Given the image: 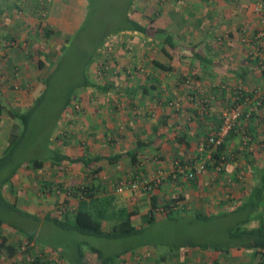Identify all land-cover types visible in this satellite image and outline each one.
Masks as SVG:
<instances>
[{"label": "rangeland", "instance_id": "1", "mask_svg": "<svg viewBox=\"0 0 264 264\" xmlns=\"http://www.w3.org/2000/svg\"><path fill=\"white\" fill-rule=\"evenodd\" d=\"M80 2H82L81 5ZM99 4V8L94 7L93 12L87 14L86 0H0V66L7 68L8 64L13 66L5 72V76L0 77V89L3 97L12 107L24 111L46 87V95L33 111L28 131L16 150L17 152L12 157L10 164L0 170L1 182L16 163L21 164L22 162L3 190L9 200L12 201L15 198L19 206H22L19 198L27 196L26 201L35 205L34 211L38 212L36 217L40 220L12 210L6 204L0 206V217L6 224V228H0V264H29L35 257H40L48 263L49 260H52V256L58 259L59 264H71L68 259L75 258L79 244H82L81 247L87 260H90V264L100 261L97 255L91 251V247L98 249L103 256H107L131 246H136V249L122 255L114 264H210L213 259L219 261L220 264H257L258 260L262 261L260 256L253 257L251 251L247 250L219 252L191 248L187 245L194 241L228 240L225 231L233 225L234 216L223 214L230 213L240 203L239 194H243L242 192L247 191L255 183L256 169L264 166V152L260 150L264 143H258L256 140L259 138L258 135H256L251 148L255 144H259V149L252 150L250 148L249 151L252 153L246 157V161H242L240 157L242 154L229 144L226 151L227 159L222 161L225 168L224 174L227 169L234 171V178L229 180L228 185H224L220 181L214 182L205 168L207 161L211 159L214 148L211 151L207 149V155L200 153L196 162L203 164V168L199 172H206L208 179L205 180L208 185L204 189L200 187L202 184L199 187L195 186L191 194L188 195L192 197L193 201L184 195V199L174 206V208H179L181 205H185L187 209L180 213L178 221H169L164 215L158 214L157 219L146 225L140 235L109 239L67 230L50 220L41 218L44 212L39 211V206L42 209L49 208L47 211L57 212L63 218V211L74 206L76 202V198H74L75 186L87 180L85 178L86 170L79 163L63 162L61 167L51 165L47 158L50 155V148H57L63 153H68L69 156H80L84 154L85 148L89 151L90 146L93 148L97 141L91 142L98 138L97 132L99 131L97 129L102 128L98 126L96 115L103 116L102 110L112 106L111 101L107 105L105 102H99L103 100L104 92L102 90L94 87H76V84L82 80V74L85 72L91 82L108 86L111 81L117 79L134 78L131 76L135 72L148 78L146 71L151 72V66H153L150 63L151 58L169 63V59L162 54L158 44L154 46L149 44L151 39L159 40L157 36L160 34L150 31V37L145 39L142 34L139 33L137 35L139 37H134V33L129 31L107 37L100 50V59L94 60L83 69L84 66H81L83 52L88 50L93 39L97 40L99 38L97 36L111 25L112 14L120 7L119 0H99ZM39 6H41V10ZM214 8L218 10L219 18H224L229 14L233 16L244 14L247 16L248 22H243L244 25L242 24L239 30L235 29L240 32V37L256 28L262 31L261 36L263 37L258 44L264 41V29L259 24V21L264 18V0H133L129 13L131 17L143 24L152 26L151 28L161 26L167 18L169 21L175 22L172 31L175 34L177 48L174 52L183 57V61L179 60V62L184 63L187 68L185 71L195 73L198 61L195 60V63H192V58L187 52H190L192 43L197 42V37L199 39L201 34H190L188 29L180 31V24L176 23L178 21L176 14L180 12L184 17H189V12L193 11L198 16L199 14L204 15ZM84 16L85 20H88L86 27L76 35L74 32ZM207 24L206 20L203 32L206 30ZM44 26H51L58 32L47 37L42 33ZM229 29L232 28H226V30ZM67 35H70L72 39L64 50ZM238 40L234 39L233 41L237 42ZM131 41L136 44H134L135 49L127 46ZM198 47L204 52L203 44ZM232 49L234 51L235 48L232 46ZM61 52L64 57L57 65ZM222 55V62L225 65L215 66V73L225 81L227 78L231 79L229 75L235 70L233 63L240 64V59L228 62L232 55L225 54V52ZM38 60L43 63L42 67H38ZM134 63L137 67H134V72L129 73L128 66H133ZM256 65L250 66L251 72H248L247 77L251 82L258 81V85H262L264 88V79L260 78L262 64L259 62ZM176 71L171 73V79L179 75V72ZM45 75L48 79L44 83L42 79ZM257 75L259 76L256 81ZM141 79L139 77L137 80ZM75 87L77 89L71 95L68 108L58 115L68 91ZM263 88L262 91H264ZM240 107L242 109L243 105ZM87 111L92 117L88 121L89 123L85 121L88 116L85 114ZM47 134H49V146L46 145ZM238 140H240L238 143H245L246 139L241 137ZM239 145L237 144V146ZM93 149V151H89V154L96 151L95 148ZM209 152L210 157H208ZM36 157L44 159L42 168L35 169L26 166L27 160ZM249 161L252 162V165ZM226 163L231 164L226 166ZM44 182L51 183V185L46 186L43 184ZM198 183L200 182H196L197 186ZM179 185L183 186V184ZM111 188L114 189L112 190L114 192H111L117 194V197L115 205L110 206V209L115 210L121 206L130 209L135 205L140 207L141 212L147 209L148 204L146 205L145 199L137 197L139 195L137 183L122 191L116 190L115 184ZM236 195L238 196L236 197ZM106 196L110 195L106 194ZM70 199L74 200L72 204ZM161 209L162 203L159 205L158 211ZM196 210L208 215L212 214L215 218L212 220L193 218L194 215L191 213ZM114 221L115 218L104 220L105 225L102 223V227L108 229ZM134 223L140 227L144 222L137 219ZM253 225L255 223L252 222L248 226ZM31 234L34 238L28 243L26 236ZM174 242L184 243L190 248L179 251V256L168 259L170 244ZM8 244L15 246L12 256L8 255L5 249ZM160 256H165L166 259Z\"/></svg>", "mask_w": 264, "mask_h": 264}, {"label": "trees", "instance_id": "2", "mask_svg": "<svg viewBox=\"0 0 264 264\" xmlns=\"http://www.w3.org/2000/svg\"><path fill=\"white\" fill-rule=\"evenodd\" d=\"M133 0H119L120 7L118 8V11L113 12L111 17V25L105 28L97 40L93 39L90 47L88 50H85L83 52V59L81 60V66H89L91 62H93L96 59H100V50L106 40L107 37L111 35H115L121 32H137L142 34V36L150 37L149 32L153 31L154 33L160 34L158 39L159 40H153L151 39L149 44L154 46L155 44H158L161 51L168 57L169 63H163L159 61L158 59L151 58V65L164 70L166 72H172L173 66L171 65V62L174 60H182L183 57L178 56L175 54L174 50L177 48L176 45V39L175 34L172 31V28H174V23L169 21L167 18L164 23L161 26H157V28H151L152 26L146 25L141 23L140 21L136 20L135 18L131 17L129 13V8L132 6ZM232 2V1H231ZM41 10V6H39ZM94 7H100L99 0H86V10L87 14L88 12H93ZM213 8V7H212ZM211 8V9H212ZM189 12V11H187ZM177 13V12H176ZM189 17H184L182 13L178 12L176 14L178 21L176 22L179 25L180 31L182 29H188V32L191 34H194V32L199 28L203 21L207 19H212L215 16H218V10L214 8V10H210L204 15H195L193 11L189 12ZM202 13V11H201ZM261 26L264 27V18L261 20ZM88 20H85V16L82 18L80 25L77 27L76 31L74 32L76 35L80 33V31H83L86 27ZM40 28V27H39ZM261 28V30H262ZM43 35L49 37L55 33H57V29H53L51 26H44L42 28ZM41 30V28H40ZM262 31L256 29L252 36L247 38V35L244 34V43H249L254 46L258 44L259 41L263 38L259 33ZM74 34V35H75ZM72 37L70 35H67L65 37L66 45L64 47L67 48L68 43ZM213 39L212 36H207L204 39L197 41L195 43H192V47L190 48L189 56L192 58V63H195V60L198 61L199 69L195 73L192 72H185L182 74V72H179V75L176 77L178 79V82H186L189 83L191 80H197V81H204L208 77H213L212 71L216 69L215 66H224L221 55L225 52L222 50L219 46L217 49H214L215 46L211 47V40ZM259 40V41H258ZM211 41V42H210ZM217 42H221L220 39H216ZM258 41V42H257ZM213 43V42H212ZM203 44L204 46V52L198 47L199 45ZM72 45V44H69ZM259 45V44H258ZM173 51H172V50ZM221 49V50H220ZM63 50V51H64ZM82 53V52H81ZM82 55V54H81ZM177 56V58H175ZM63 55L61 52V56L59 60L57 61V65L60 63L61 59H63ZM171 60V61H170ZM254 63H261L264 65V60L255 58L253 59ZM43 63L38 60V67H42ZM136 63L133 64L134 67ZM260 78L264 79V69L260 70ZM246 72H251V69L248 68ZM248 75V74H247ZM238 83L235 84V86L230 87V96H226V88L219 87V86H213L211 90L213 92L214 96H218L221 94L222 97H218V99L223 100L225 103H227V107L224 109H230L235 108L238 111V116L236 117L232 128L228 131V133L223 137L222 141L219 143H207L209 141V138L217 139V131L219 130V127L222 125L223 122V113H221L220 117H214L215 123L217 122V128L214 130L208 131L207 133L200 136V141H202L201 144H204V146L207 147V149H210L211 147L214 148L212 152L211 159L207 161L206 163V170H212L215 171L218 176L222 175L225 171V168L223 166L222 161L227 159V148L229 144L233 147H235L238 152L242 153V156L248 157L251 155L252 151H249L253 143L256 139V126L258 124H261L264 127V91H262V85H258V78L256 79L257 83L251 90H248L247 88H244L241 85V83H245L247 80H249V77H245L242 73L238 74ZM48 77H45L42 79V82H46ZM250 82V81H249ZM77 88L80 87H94L102 90V92H107L111 88L107 85H100L96 84L94 82H91L86 73L84 72L82 74V80L76 84ZM72 88L70 91H68L67 96L63 102V105L61 106L58 115L60 113L68 108V105L70 104L71 95L74 93L75 89ZM264 89V88H263ZM146 90V89H144ZM186 93H189V95H194L195 90L189 88ZM46 95V87L42 90V92L33 100V102L24 110L20 111L14 107H12L5 98L3 97V93L0 90V170L4 169L6 165H9L12 157H14L15 153L18 150L23 137L26 135L29 127L30 118L32 116L33 111L35 110L37 104H39L43 97ZM170 106H173L176 108L177 103L175 104L173 101L170 102ZM237 105H243L247 106L245 109H239ZM194 114L199 115L198 118L203 116V114H198L196 111H194ZM50 134V133H49ZM49 134H47L48 138L46 141V145L49 146ZM238 137H243L245 140V143H238L240 140H236ZM259 143H264V137L263 140H261ZM237 144H240L242 146V149H240V145L237 146ZM144 142L138 141L136 143V147H133L130 150H127L126 152H120L113 155H93L89 154V151L87 148H85L84 154L81 156H69L66 154H63L61 151H59L57 148H50V155H48V159L50 160L51 165H57L58 167H61V164L65 161L76 164L79 163L84 170H86V176L87 179L86 182L81 183L78 186H75L74 188V198H76V202L73 206V208L65 209L63 211L64 217L61 218L60 215L57 212L50 211L47 214L44 215L45 220H50L54 224L65 228L67 230L77 231L80 234H86V235H93L97 237H105L109 239H117V238H125V237H132L136 235H140L143 231V228L153 223L157 218L158 214L164 215L166 219L169 221H178L180 219V213L183 211H186L185 205H181L179 208H174V206H177V203L179 201H182L184 199V195L179 191H171L166 195V197L160 199L156 194L153 192V186L157 184L156 180H154L155 184L151 182H147L144 187L145 190H143L148 198V208L146 212L142 213L140 210V207L134 206L132 208H127L126 206H121L117 209H110L112 195L110 196H95V192L98 191H104L106 192V188L102 185V181L97 178V174L101 171V166L98 164L100 160H107L108 163L114 164L116 163L120 158L127 156L129 158L130 164L132 167L139 166V146H144ZM253 150V149H252ZM204 155V154H203ZM198 159V157H195L194 160H187L185 161L183 158L177 160V163L185 167L187 165V162L190 163L192 170L195 173L194 178H187L185 176L184 179H182V182H193L197 180V176L200 173V170H196L193 166V163L196 162L195 160ZM23 161V160H22ZM250 165H252V162L249 161ZM44 159L43 158H32L30 160H27V165L31 168L40 169L43 167ZM22 165L20 163H16L12 170L9 171V173L3 177V179L0 182V206L8 205L10 209L15 210L23 215L33 217L36 220H39L38 217L35 215L28 214L24 211H21L17 207V203L15 198L10 201L9 199H5L4 195L5 190L4 186L9 183L11 177L16 173L17 169ZM177 166V164H174ZM140 169V168H139ZM139 169H135V172L133 173L132 178H123L120 177L117 182H115V185H119L120 181H125L124 186L131 187L129 182L134 183L136 181L137 187L141 189V177L139 174ZM137 172V173H136ZM177 178H175V182L180 180V177H182L184 172H178L176 170L173 171ZM256 174V181L253 185L249 187V189L246 191V193L242 194L240 196V203L229 212H225V214H231L234 216V222L233 225L226 229L225 236L228 238V240H218V241H200V242H191L187 244L191 248H198L201 250H213V251H225V252H233V251H251L252 256H260L262 258L261 260H258L257 264H264V166L257 168L255 171ZM173 179V178H172ZM44 185L48 186L51 183L44 182ZM161 184V183H160ZM109 200V201H108ZM162 203V209L159 210V205ZM110 209V210H109ZM188 212V211H187ZM70 214V215H69ZM193 218L200 219V220H212L215 218L214 215L202 213L200 210H196L195 212L191 213ZM71 216V217H69ZM112 218H115V221L111 224L110 228L104 229L102 227V223L104 220H111ZM137 219H141L144 223L140 225H136L134 221ZM255 223L253 226H248L251 223ZM5 223L4 219L0 217V226L1 224ZM246 224V225H245ZM1 228V227H0ZM28 243L31 242L34 238V236L27 235L26 236ZM82 244L78 245V259L76 264H85L82 260L84 258V253L82 251ZM170 250L167 254L168 259H170L173 256H179V251H185L188 250L186 244L184 243H171L170 244ZM187 247V248H186ZM6 251L8 252V255L12 256L14 254L15 246L12 244H8L5 246ZM134 249H136V246H131L128 248H124L119 252H116L113 255H107L103 256L102 253L96 249L91 247V251L94 252L98 259L100 260L101 264H114L117 263V260L120 259V257L124 254H127L129 252H132ZM163 259H166L165 256H160ZM29 264H57L48 261V263L43 260L40 257H35L32 259ZM209 264V263H206ZM210 264H220L219 261L213 259Z\"/></svg>", "mask_w": 264, "mask_h": 264}, {"label": "crops", "instance_id": "3", "mask_svg": "<svg viewBox=\"0 0 264 264\" xmlns=\"http://www.w3.org/2000/svg\"><path fill=\"white\" fill-rule=\"evenodd\" d=\"M81 4L82 2H80V5ZM227 7L230 8L229 6ZM219 17L220 16H215L212 19H207L208 26L204 32L203 26L206 20L203 21V24L197 28L194 34H201L199 39L197 37L198 41L204 39L208 35L212 36L213 39H210L213 42L210 41L211 47L215 46L214 49H217L219 46L225 51V54L230 53L232 55L228 62L233 59H240V64H238V62L233 63V68L235 70L231 72L230 75L228 74L231 79L227 78L225 81L222 80L221 76H216L214 69V71H212L213 77H208L204 81L191 80L187 84L186 82H178L177 78H170L171 73L177 70L176 72H182L183 74L187 72L185 71L187 68L184 66V63H180L179 60H174L171 62V65L174 68L171 73L155 66H151V72L146 71L148 78H144L143 74L140 75V73L135 72V74H131V77L134 78L117 79L110 82L111 84L108 86H110L111 89L104 92V95H102L103 100H100L99 102H105L107 105V103H110L111 101L112 106L102 110L104 114L103 116L96 115L98 126L102 127V131L98 128V138L93 139L92 141L90 140L91 142L97 140L93 146V148L96 149L93 155H113L120 152H126L127 150L136 147L138 141H142L144 144L146 143V145L139 146V166L135 168L131 166L127 156L120 158L114 164L108 163L105 159L100 160L98 164L101 166V171L98 173V179L102 181V185L106 188L107 193L100 190L95 192V196L102 195L105 197L106 194L112 195L113 199L111 200V204L115 205L117 194L112 193L114 192L112 191L114 189L111 188V186H113L120 177L131 179L135 169L139 168L141 180L138 181L142 182V187L141 189L138 187L139 195H137V197L145 199L144 201L146 202V205L148 204V198L143 190H145L144 185L147 182H152L154 185V180H156L157 184L161 181V184L159 183L158 185L155 184L153 186L154 194L160 199L166 197L171 191H179L185 195V197H189L193 201L192 197L188 196L191 194L192 190H194L193 188L195 186L199 187L201 184V189L207 187L208 184L205 179H208V176L205 171H201L198 174L196 181L190 183L182 182V179L185 178V175H183L180 177L181 181L179 180L175 182V178L177 177L173 172L176 167L174 164L177 163V160L182 158L185 161L194 160L195 157L200 156L201 152L207 155L209 149L207 150L206 146L203 148L201 147L202 141H200V136L206 134L207 130L211 131L217 128V122L215 123L213 118L220 117L221 113H223L224 109L227 107V103L218 99V97H222L221 94L218 96L211 94L213 92L211 88L216 85L224 87L226 88V96H230V87L235 86L239 81L238 74L242 73L247 77L248 73L246 70H248L250 66H257L253 62V59L258 58L264 60V41L259 45L256 44V46L249 43L243 44L244 35H241L240 37V32L235 30H239V27L242 26L243 22H248L247 16L242 13L236 16L229 14L224 16V18L222 17L224 21ZM259 22V24H261L262 21ZM163 23L164 22H162V24ZM226 28L232 29L226 30ZM255 29L256 28H254L252 32H249L250 34L246 32L247 38L248 35L249 37L252 36ZM132 33H134V37H139L137 36L139 33ZM239 37L241 40H238ZM216 39H220L221 42H217ZM234 39L238 41H233ZM134 44L135 43L131 41L128 42L127 46L135 49L136 47ZM127 46L125 47L127 48ZM228 46L231 47L227 48ZM232 46L235 48L234 51ZM162 54L165 55L163 52ZM165 57L168 59L166 55ZM160 59L163 58L160 57ZM221 59L223 60V55H221ZM159 61L165 63L163 60ZM181 64H183V66H181ZM8 65V68L6 66H0V77L5 76V72H7V70L9 71L10 68H13L10 64ZM262 67L264 69V65L261 66L260 69H262ZM198 69L199 66H197L196 71H198ZM19 71L21 73L20 69ZM127 71L129 73L134 72V66H128ZM174 76L176 77V75ZM258 76L259 75H257V78ZM139 77L142 79L137 80ZM249 81L250 80H247L245 83L238 85L247 89L250 87L248 90H251L257 82ZM189 88L195 90L196 93H194L193 96L186 93ZM172 101L175 104L177 103L176 108L169 105ZM246 107L247 106H244L243 108L245 109ZM194 111L200 115L203 114V116L198 118L199 115H195ZM85 114L88 115L87 118H85V121L88 122L92 117L88 111ZM255 128L256 135L259 136L256 140L259 143L264 137V127L261 124H258ZM236 138L238 141V137ZM87 141L89 142V140ZM259 144H255L251 149H259ZM231 147L235 148L233 146ZM93 148L90 146L89 151H93ZM240 149H242L241 145ZM260 150L264 152V145ZM63 154L68 155L66 152ZM240 157L242 161H246L247 159L242 155H240ZM230 164L231 163H226V166ZM226 172L225 174L223 173L221 176H218L215 171L213 172L212 170H209L208 174L214 182L220 181L225 185L229 183V180L234 178L233 170L227 169ZM196 182H200L198 183V186L196 185ZM179 184H183V186ZM242 193H246V190ZM3 195L5 199H9L8 196L5 194ZM239 195L241 196L242 194L240 193ZM237 196L238 195H236V197ZM240 196L238 197L239 199ZM187 198L185 199V202L187 201ZM19 199L21 200L19 202H21L22 206H19L17 203V207L21 211L35 216L38 215V212L34 211V209H36L35 205L26 201L27 196ZM71 200L72 199H70V201ZM73 201L74 200L71 201V204ZM38 208L40 209L39 211L44 212L43 216H41L44 220V215L49 212L47 211L49 208H45L46 210L42 209L40 206ZM70 208H73V206ZM146 210L147 209L142 213L146 212ZM103 223L105 225L104 221ZM0 227L6 228V224L3 223ZM82 251L84 253V258L82 260L85 264H90V260H87V256L83 249ZM51 259V261L49 260L50 262L59 264V261L55 256H52ZM77 259L78 254H76L75 258L68 259V261H70L71 264H74L77 263ZM96 264H101V262L97 261Z\"/></svg>", "mask_w": 264, "mask_h": 264}, {"label": "built area", "instance_id": "4", "mask_svg": "<svg viewBox=\"0 0 264 264\" xmlns=\"http://www.w3.org/2000/svg\"><path fill=\"white\" fill-rule=\"evenodd\" d=\"M262 27V26H261ZM264 29V27H263ZM262 33H259V35H261ZM237 107L240 109V105H237ZM238 111L235 108H230V109H226L223 112V122L222 125L219 127V130L217 131L216 135H217V139H213V138H209V141L207 143H219L222 141L223 137L228 133V131L232 128V125L236 119V117L238 116ZM201 147H205L204 144H201ZM213 149V147L210 148L209 151H211ZM208 157H210V152L208 154ZM177 166L175 167V170L178 172H184L185 176L187 178H194L195 173L191 168L190 163L187 162V165H185V167L180 166L178 163H176ZM194 168L196 170H201L203 168V164L201 162H195L194 163ZM124 182L125 181H120L119 185H116V190L118 191H122L123 189H128L129 187L126 185L124 186ZM136 182L132 183L129 182L128 184H130L131 187H133L135 185Z\"/></svg>", "mask_w": 264, "mask_h": 264}]
</instances>
